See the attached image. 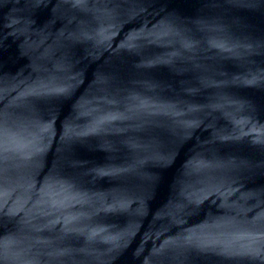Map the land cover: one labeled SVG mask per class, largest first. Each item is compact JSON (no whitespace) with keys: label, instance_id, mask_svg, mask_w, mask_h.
Returning a JSON list of instances; mask_svg holds the SVG:
<instances>
[{"label":"water","instance_id":"obj_1","mask_svg":"<svg viewBox=\"0 0 264 264\" xmlns=\"http://www.w3.org/2000/svg\"><path fill=\"white\" fill-rule=\"evenodd\" d=\"M0 264H264V0H0Z\"/></svg>","mask_w":264,"mask_h":264}]
</instances>
